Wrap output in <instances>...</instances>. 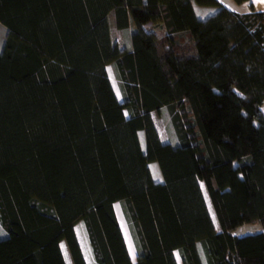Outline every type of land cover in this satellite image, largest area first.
I'll return each mask as SVG.
<instances>
[{
    "label": "trees",
    "instance_id": "trees-1",
    "mask_svg": "<svg viewBox=\"0 0 264 264\" xmlns=\"http://www.w3.org/2000/svg\"><path fill=\"white\" fill-rule=\"evenodd\" d=\"M195 5L216 10L199 17ZM110 12L131 28L122 50ZM0 24V264H66L62 240L73 264H87L80 221L95 264H178L174 251L181 264H264V11L0 0ZM163 108L174 142L151 116ZM252 222L261 230L232 234Z\"/></svg>",
    "mask_w": 264,
    "mask_h": 264
},
{
    "label": "rangeland",
    "instance_id": "rangeland-1",
    "mask_svg": "<svg viewBox=\"0 0 264 264\" xmlns=\"http://www.w3.org/2000/svg\"><path fill=\"white\" fill-rule=\"evenodd\" d=\"M195 6H196V11H197L199 17H203V16L207 15L206 13H208V10H214L215 11V9H216L213 6H199V5H195ZM200 12H202L204 14H201ZM107 18H108V22H109L108 24H109L110 37H111L112 43L118 45L120 48L123 49L126 46V44L129 45V33H130L129 30L130 29H128L125 32L124 31H118V29L114 25V18H113L112 12H110L108 14ZM5 32H6L5 27L0 24V48H1L3 40H4ZM106 70H107L108 76L111 80L112 86L114 88V91H115L118 99L122 100V95L120 92V85H119L118 80L115 78V72H114L113 65L108 64L106 66ZM124 112L127 115L126 109L124 110ZM151 116H152L154 124L157 128V131L160 135L161 141L162 142H174L175 141L174 132H173V128H172L171 123H170L168 110L166 108H163L159 112L152 111ZM139 137H140V141L142 143V146L144 147V132L143 131H139ZM149 167H150V170H151L153 177L155 179H157L158 181L161 180V173L159 171L157 163L156 162H150ZM199 183H200L203 195L205 196L206 202L208 204V210L211 213V217H212V221L214 223V227L217 231H219V225H218V222L216 220L212 206L210 204L205 186H204L202 181H200ZM114 208H115V212H116V216H117L120 228L123 232V235H124V238L126 241V246H127L128 252H130V254H131V259L135 260V254H136L135 248H134V245L132 243L126 222L124 220V217H123V214H122V211H121V208H120V205L118 202L114 203ZM75 230H76V234H77L82 252L84 254V258L86 260V263L87 264H95L93 261L91 252H90V247L88 244L87 236H86V233L84 231V228H83L81 221L75 225ZM260 230H261V225L258 222L243 223V224H240L237 227H235L232 230V234L237 235V236H241V235H245V234L255 233V232H258ZM5 235H6V232L0 223V237H4ZM60 247H61V250L63 253L65 263L66 264H73L64 240H62L60 242ZM174 254H175V257H176L178 264H181L178 252L175 251Z\"/></svg>",
    "mask_w": 264,
    "mask_h": 264
},
{
    "label": "crops",
    "instance_id": "crops-1",
    "mask_svg": "<svg viewBox=\"0 0 264 264\" xmlns=\"http://www.w3.org/2000/svg\"><path fill=\"white\" fill-rule=\"evenodd\" d=\"M217 1L221 5H223L224 7H226L227 9H229V10H231L233 12H236V13H245V12H248V11H250V6H252L255 11H264V0H248V1H243V2H240V3H237L235 0H217ZM194 9L196 11V6H194ZM212 12H214V10H208V13H206V14L208 15V14H210ZM196 13H197V11H196ZM200 13L201 14H204L202 12H200ZM205 16H203V17H205ZM129 29H131V28H129ZM118 31H122V30H119L118 29ZM118 48L122 50V48H120L119 46H118ZM129 255L131 257L130 252H129ZM135 257H136V254H135ZM131 260L132 261H135L133 259H131Z\"/></svg>",
    "mask_w": 264,
    "mask_h": 264
}]
</instances>
